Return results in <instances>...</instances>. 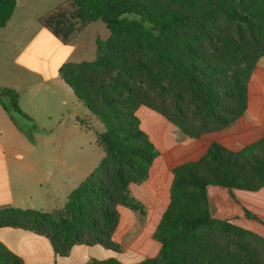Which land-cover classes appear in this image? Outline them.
Returning a JSON list of instances; mask_svg holds the SVG:
<instances>
[{"label": "trees", "instance_id": "1", "mask_svg": "<svg viewBox=\"0 0 264 264\" xmlns=\"http://www.w3.org/2000/svg\"><path fill=\"white\" fill-rule=\"evenodd\" d=\"M69 1L75 6L74 18L84 24L101 21L111 33L107 40L97 38L93 61L67 63L60 69V76L91 116L105 126L96 133L105 156L71 192L63 208L0 210V228H21L44 236L60 257H67L78 244L119 252L112 241L119 222L117 206L144 212L130 186L149 178L159 152L140 127L136 116L140 107L157 112L189 137L224 130L245 113L248 84L264 56V0ZM15 8L16 0H0V28L7 25ZM221 26L232 29L239 52L246 57L243 65L228 69L200 48L198 42L206 38L216 49ZM50 28L60 36L59 28ZM245 51L252 52L250 59ZM136 52L145 57L140 63L133 58ZM113 68L118 70L116 76L97 86L92 74ZM145 84L155 95L139 94L137 85ZM185 91L192 117L185 115L183 102L165 107L167 96L174 93L182 100ZM0 104L34 144L38 126L20 108L19 94L0 87ZM78 122L91 129L89 119ZM172 173L170 202L154 235L160 252L138 264H264V238L212 217L208 194L212 186L246 192L264 187V137L239 151L213 143L200 159L181 164ZM0 264L25 262L0 243ZM87 264L124 263L111 258Z\"/></svg>", "mask_w": 264, "mask_h": 264}, {"label": "crops", "instance_id": "2", "mask_svg": "<svg viewBox=\"0 0 264 264\" xmlns=\"http://www.w3.org/2000/svg\"><path fill=\"white\" fill-rule=\"evenodd\" d=\"M55 1L46 0L49 6L43 10L40 3L44 0H16L12 18L0 28V87L19 94L20 108L38 126L33 144L0 104V210L53 212L63 208L71 192L105 156L96 136L105 126L98 125L101 121L91 116L86 105L60 76L64 64L90 62L96 58V40L100 36L93 35L89 39L88 33L101 21L76 23L73 11L70 14L58 12L63 6L75 12V6L69 0ZM50 26L59 28L62 35L55 36ZM98 26L100 29L104 25ZM109 35L108 30L103 37ZM12 50L16 52L14 57L7 58ZM145 114L149 123L157 128L150 141L159 155L151 166L149 178L137 185L139 188L133 196L145 211L126 212L123 217L130 224L122 225V214L117 210L119 222L112 241L120 248L119 252L101 245L78 244L67 257H60L46 237L13 227L0 228V243L25 264H87L92 259L111 258L124 264H138L155 258L161 244L154 235L170 200L163 206L154 226L148 225L152 214L144 203L152 199L155 203L152 207L157 208L156 203L163 199L162 189L170 193L173 169L200 159L213 143L239 151L264 137V56L249 81L245 113L224 130L193 138L184 135L157 112L151 110ZM78 119H89L91 129ZM96 144L103 150L98 160L95 159ZM252 193L260 195H257L259 206L248 203L245 210L234 198L233 191L229 194L215 191L213 198L209 196L212 217L230 221L264 238V230L255 228L256 223L264 228V209H260V204L264 205V187Z\"/></svg>", "mask_w": 264, "mask_h": 264}, {"label": "rangeland", "instance_id": "3", "mask_svg": "<svg viewBox=\"0 0 264 264\" xmlns=\"http://www.w3.org/2000/svg\"><path fill=\"white\" fill-rule=\"evenodd\" d=\"M55 2H57V0ZM48 6H49V3L47 2V4H46V0H44V2H42V3H40V8L43 10L48 8ZM36 10H37V7H36ZM72 11L74 13L73 9H69V7L67 8L66 6H63L60 8V10L58 12L59 13L67 12L70 14ZM69 17H71V16H69ZM73 17L74 16H72V18ZM73 20H75V18ZM77 21L78 22H76V23H80L78 19H77ZM98 23L99 24L93 26V28L90 29V31L88 33L89 39H91V36H93V35L100 36V38L103 39L104 38L103 36L108 33V29H107L106 25L103 24V22H98ZM98 25H104V26L99 29ZM191 29L192 28H190V30H187L188 34H190L192 32ZM109 38H111V33L108 37L104 38L103 40H107ZM216 39L217 40H216V49L215 50L211 49V47H210L211 45H210V43L207 42L206 38H201L200 41L198 42V44L204 53H206L210 57L215 58L217 62H219L221 65H223L224 67H226L228 69L231 66H234L236 64L237 65H243L244 62H246V57H244L243 54L239 52V46L237 45V40H236L231 28H229L227 26H221V31L216 33ZM12 52L13 53H11V55H7V58H10V56L14 57L16 52L14 50H12ZM251 53H252L251 51H245V54L248 56V59L251 58V56H252ZM142 55L143 54L136 52L133 55V58L135 59L136 62L140 63L145 59V57H143ZM117 73H118V70L116 68H113V69H110L106 72L93 73L92 79L96 82L97 86H102L103 84L109 83L116 76ZM137 87H138L137 91L141 95H150V97L152 95H155V92L147 89V84L137 85ZM184 95H185V98L182 100H180L179 98H176L174 93H172L170 96H167L166 100H165V107L166 108L167 107L173 108L174 104L183 102L184 106H182V110L184 111L186 116L192 117L191 111L193 110V107L189 106L187 104V99L190 98L188 96L187 91H185ZM145 111H148V113H150L151 110L145 106H142V107H140L139 111L137 110L136 116L138 117V119L140 121L141 129H143L145 132H147L148 135L146 133L145 134L147 136H149L148 137L149 139L150 138L153 139L154 138V132L157 131V128L153 124L149 123L148 118L145 114ZM183 119L187 120L186 117H184ZM98 125L104 127V125L102 123H100ZM191 125L192 124L189 123L188 127H191ZM96 127L98 128L99 126H96ZM95 138H96V136H95ZM98 147L96 144V146H95V159L96 160H98L101 153L103 154V150L101 148H98ZM137 185L138 184H132L130 186V193L132 196H135L137 193L136 191L139 188V186H137ZM215 191H222L223 193H226V194H229V192L233 191L234 198L236 199V201H238L239 203H241L244 206L245 210L248 206V203L253 204L256 207L259 206V201H258V197H257V195H259V194H254L252 192H246V191H241V190H239V191L238 190H232L231 191L228 189L212 186V187H209V190H208V192H209L208 194L211 198L214 197ZM160 196L163 199H161V201L156 203L158 206L157 208L152 207L155 204L152 199L151 200L146 199V201L144 203L148 208H150L151 214H152L150 223L148 224L149 226L155 225V221L157 220L156 218H158L160 216V214H162V212H163V206L167 202H169V200H170V193L168 190L166 191V188L162 189ZM260 209H262V210L264 209V205L262 203L260 204ZM117 210H119L120 213L122 214V218H123V224L122 225L130 224L127 220L124 219L123 216H124V214H126V212H129L132 209L125 207V206H121V205L119 206L118 205ZM144 211H145V208H144ZM258 227L264 230V228L260 227L256 223L255 228H258Z\"/></svg>", "mask_w": 264, "mask_h": 264}]
</instances>
